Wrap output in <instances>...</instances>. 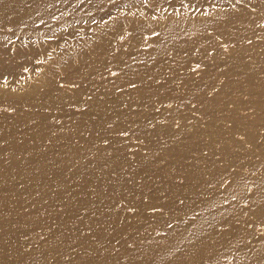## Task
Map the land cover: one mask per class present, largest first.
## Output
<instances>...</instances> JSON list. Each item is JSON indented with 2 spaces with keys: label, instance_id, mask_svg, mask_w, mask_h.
Wrapping results in <instances>:
<instances>
[{
  "label": "bare ground",
  "instance_id": "obj_1",
  "mask_svg": "<svg viewBox=\"0 0 264 264\" xmlns=\"http://www.w3.org/2000/svg\"><path fill=\"white\" fill-rule=\"evenodd\" d=\"M0 264H264V0H0Z\"/></svg>",
  "mask_w": 264,
  "mask_h": 264
}]
</instances>
